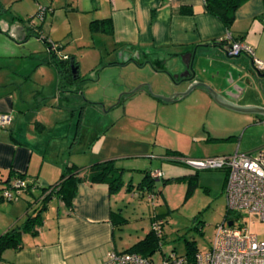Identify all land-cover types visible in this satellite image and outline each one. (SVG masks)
Returning <instances> with one entry per match:
<instances>
[{"label": "crops", "instance_id": "obj_1", "mask_svg": "<svg viewBox=\"0 0 264 264\" xmlns=\"http://www.w3.org/2000/svg\"><path fill=\"white\" fill-rule=\"evenodd\" d=\"M75 1L77 5L73 9L83 7V11L91 15L90 19H111L112 32L105 34L109 41L104 44L117 55L110 60L111 64L145 67L151 60L153 66L159 68L175 60L169 70L173 83L165 94L171 95L188 87L191 81H179L180 77L177 78L174 72L179 73L180 67L177 64L185 69V64L191 63L195 71L192 81L208 84L225 99L238 105L264 106V70H258L255 66L264 63V18L261 19L264 16V0L243 2L236 9L230 29L218 17L206 11L204 0H88L87 10L85 6H80V1ZM43 7L44 12L39 13L44 16L42 24L36 20L39 9L34 10L35 15L26 19L21 15L11 17L10 20L7 18L8 23H14L9 27L15 28L14 34L8 33L9 37L12 40L21 38L15 44L12 42L14 45H20L30 38V29L41 31L44 37H49L51 26L43 28L42 25L52 22L55 10L51 6V9ZM69 34L74 39L72 30ZM228 35V40L222 45L221 42ZM236 39L252 46L254 54L228 55L226 48ZM166 56L171 59L165 61ZM204 61L209 65L208 71L206 69L204 72L206 75L196 68L197 63ZM77 65L81 73L79 61ZM44 67H49L53 72L50 73ZM33 69L40 83H50L51 92L45 91L43 86L38 88L39 85L30 91L26 86L30 74L23 75L7 64H0V114L5 113L11 117L8 124L0 125V187L4 181H12L16 175L23 177L27 183L16 200L0 199V233L24 220L26 213L39 204L44 187L60 181L65 166L73 164L86 169L93 163L107 159H116L118 162L119 158L105 154L101 148L102 130L97 128L98 131L93 129L88 132L89 128L84 124L85 113L94 106V100L86 94L82 96L90 101L83 99L80 87L71 85L75 81L62 83L59 69L52 62L51 56H45ZM7 70L12 73H7ZM143 81L147 80L136 78L121 90L130 89ZM145 89L139 87L137 90L149 97ZM193 90H198V94L220 110L240 114L233 115L237 125L228 123L229 130L220 134L238 143L231 152L221 154H231L236 148L242 151L239 142L245 137L244 128H253V135H258L260 140L257 146L245 151L264 146L261 142L264 133L254 127L262 123L264 116L225 108L216 103L203 86ZM154 91L163 93V90ZM36 94H40L41 98L50 97L49 102L45 99L35 104ZM174 157L180 160L175 161ZM181 158L163 155L164 163L161 167L164 168H156L162 171L159 178H176L195 173L181 162ZM119 166L124 169L123 164ZM224 184L225 181L223 190ZM146 192L138 187L131 196L148 197ZM120 200L119 195L110 192L105 182L79 181L73 188L69 202L58 199L54 212L47 209L48 212L41 213V224L35 234H23L19 247L2 251L0 264H107L106 255L110 250L124 251L150 231L146 233L143 230L137 237H131V240L124 239L118 233L121 223L127 220L123 216L124 207ZM155 217L150 219V228ZM158 248L150 256L156 261L167 253L159 245Z\"/></svg>", "mask_w": 264, "mask_h": 264}, {"label": "rangeland", "instance_id": "obj_2", "mask_svg": "<svg viewBox=\"0 0 264 264\" xmlns=\"http://www.w3.org/2000/svg\"><path fill=\"white\" fill-rule=\"evenodd\" d=\"M78 1L80 6H85L87 10L88 0ZM76 5L75 0H0V64L9 65L17 73L30 74L26 82L30 91L39 85L38 88L43 86L45 91L51 92L50 83H40L33 73L37 62L45 56H50L49 46L43 42L44 35L37 31V34H31L25 42L14 45L16 41H21V38L12 40L9 37L8 33L14 34L15 28L9 27L14 23H8L7 18L10 20L11 17L21 15L26 19L40 6L54 8L55 17L52 22L42 25L43 28L51 26L49 37L46 38L62 45L58 54L67 53L80 62V78L71 85L76 88L79 86L81 96L86 94L95 102L85 113L84 124L89 128L88 132L93 129L98 131L97 128L104 132L101 148L105 154L119 156L117 163L124 166L121 175L124 180L114 194L119 195L124 207L123 216L127 220L121 223V228L117 229L118 233L123 235L124 239L131 240V237H137L143 230L147 233L150 229V219L159 216L164 220L161 249L165 252L174 250L177 255H185L188 244H192L199 251L207 249L213 240L217 225L228 216L234 217L236 222L246 221L248 228L257 233L259 239H264V222H250L244 212L241 213L243 217L228 213L222 188L227 175L225 169L194 170L195 183L190 189L185 177L155 179L152 182L154 191L146 192L148 197L131 196L139 187L138 184L143 180L146 171L164 168L161 167L164 163L162 156L170 151L183 158H201L231 152L238 141L221 137L220 134L229 130L228 123L237 125L233 115L240 114L220 110L221 108L210 104L203 95L198 94V90H192L185 97L173 102L155 97L154 95L169 96L165 92H168L173 83L169 70L175 60L169 61L171 58L166 56L165 61L169 62L159 68L153 66L151 60L145 67L111 64L110 60L117 55L112 52L111 47L106 48L104 45L109 41L106 38L109 34L90 31L88 20L91 15H87L83 7L79 10L73 9ZM36 16L38 24H42L44 16L37 13ZM38 29L40 30V25ZM71 30L74 39L69 34ZM60 55H57V58ZM208 66L206 61L196 64V68L203 73L206 69V72L208 71ZM177 67H180L178 72L184 69L180 64H177ZM44 68L49 69L50 73L53 72L49 67ZM176 72L174 73L178 78ZM139 77L147 81L121 90ZM138 85H141L140 89L146 88L150 96L145 97L140 94V90L130 94ZM154 89L163 90V93L155 92ZM49 98H41L40 94H36L35 104L45 99L49 102ZM82 98L85 99L84 96ZM75 113L77 116V112ZM254 127L258 132L264 133V122L255 124ZM252 130L253 128L243 129L245 137L239 142L242 151L260 143L259 136H254ZM261 142L264 144V139ZM148 174L152 177L150 172ZM57 203L58 199L52 198L49 200V206L42 212H54Z\"/></svg>", "mask_w": 264, "mask_h": 264}, {"label": "built area", "instance_id": "obj_3", "mask_svg": "<svg viewBox=\"0 0 264 264\" xmlns=\"http://www.w3.org/2000/svg\"><path fill=\"white\" fill-rule=\"evenodd\" d=\"M38 15L45 8L40 6ZM41 13V14H39ZM59 44L49 41V49L57 55ZM230 56L241 53L252 56L254 50L243 40H232L226 48ZM66 58V54H61ZM258 70H264V63L255 65ZM10 115L0 114V125L10 122ZM181 162L193 170L204 168L225 169L227 171L223 193L226 199L228 213L243 217L246 214L250 222H264V146L252 151H239L237 148L231 154L213 155L201 158H181ZM152 177L159 178L162 171H150ZM27 187L24 178L16 177L9 184L0 188V199L16 200ZM49 190H46L47 193ZM44 193V194H45ZM232 221L229 224V221ZM162 217H155L151 229L157 237L163 235ZM162 243L159 244L161 247ZM161 253V252H159ZM107 264H264V239H259L252 232L246 221L236 222L234 217H224L216 227L213 240L203 251L197 250L192 259L177 255L174 250L162 254L159 260L144 256L134 251L110 250L106 255Z\"/></svg>", "mask_w": 264, "mask_h": 264}, {"label": "trees", "instance_id": "obj_4", "mask_svg": "<svg viewBox=\"0 0 264 264\" xmlns=\"http://www.w3.org/2000/svg\"><path fill=\"white\" fill-rule=\"evenodd\" d=\"M245 1L246 0H204V7L208 13L218 17L224 23V25L228 29H230L235 19L236 9ZM262 18H264V16H261V19ZM89 30L92 32L100 31L110 34L112 32L111 19H92L89 22ZM33 33L37 34V31H33L32 29H30L29 35ZM228 38L229 35L221 42V44L223 45L224 42L228 40ZM43 41L47 46H49V41L46 37H43ZM58 49L61 50V45H59ZM49 52L52 62H54L59 69L63 84L65 82H76L79 80L80 77H78L77 79H72L71 77L70 63L73 62L74 65H77V61L73 56L67 54L66 58H56L58 56L55 52L50 49ZM167 155L181 157V155L173 151H170V153H167ZM174 159L175 161L180 160L177 157H174ZM122 172L123 168L117 164L116 159H107L101 162H96L86 169H81L80 167H77L73 164L65 166L62 171L60 181L44 187L42 196L38 201L39 204L36 205V207H34L31 212L26 213V217L24 218V220H22V223L11 225L4 232L0 233V255L6 248L19 247L21 245L23 234H35L37 230L36 228L41 224V213L47 208L49 200L56 197L57 199H63L69 202L71 194L73 192V188L81 180H88L90 182H105L108 185L110 192L114 193L122 184ZM148 172L145 173L143 180L138 184V186L139 188L147 191H154L152 189V182L157 177H150ZM192 175L194 176L188 175L176 178L185 177L188 180V188L190 189L195 183L193 177H195L196 174L193 173ZM16 177L23 178L20 175H16L15 178ZM9 183V180L4 181V184L0 188ZM46 190L49 191L45 193ZM69 207L71 209V206ZM161 237H157L153 230L150 228V231L144 236V238L140 239L124 251H134L144 256L150 257L152 253L155 252L158 245L161 243ZM196 251L197 250L192 244H188L186 254L181 256L192 259Z\"/></svg>", "mask_w": 264, "mask_h": 264}, {"label": "water", "instance_id": "obj_5", "mask_svg": "<svg viewBox=\"0 0 264 264\" xmlns=\"http://www.w3.org/2000/svg\"><path fill=\"white\" fill-rule=\"evenodd\" d=\"M70 68H71L72 79H77L79 77L78 66L74 65L73 62H71ZM178 75L180 77L179 81H187V82L191 81L186 89H184L182 91H176L169 96H162V95H154V96L161 98L164 101H173V100H176L178 98H181V97L188 95L195 87L203 86L207 89L209 95L214 99V101L216 103H218L219 105L225 107V108H228V109L233 110V111L241 112V113H252V114L264 116V106H261V105H238L236 103H233L232 101L225 99L221 94H219L217 91H215L208 84L201 82V81H192L195 77V71L192 68L191 63H186L185 69H183L182 72H179ZM140 86L141 85L134 87L130 91V93L136 91ZM262 122H264V120H262ZM231 222L232 221L230 220L229 224H231Z\"/></svg>", "mask_w": 264, "mask_h": 264}]
</instances>
